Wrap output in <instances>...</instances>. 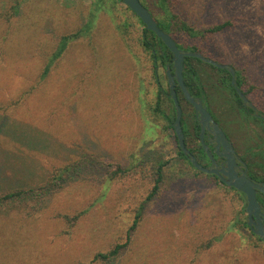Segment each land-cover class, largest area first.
Returning <instances> with one entry per match:
<instances>
[{
  "label": "rangeland",
  "instance_id": "374dc122",
  "mask_svg": "<svg viewBox=\"0 0 264 264\" xmlns=\"http://www.w3.org/2000/svg\"><path fill=\"white\" fill-rule=\"evenodd\" d=\"M95 1L0 0V198L28 193L20 205L0 200V264H264V245L239 222L242 196L180 157L155 112L168 79L124 4L100 11L90 35L53 58L61 38L93 17ZM173 11L192 30L179 43L233 67L264 113V0H177ZM127 18L136 27L126 32ZM225 22L234 27L205 34ZM203 63L192 66L209 113L259 166L264 128ZM159 162L163 180L149 200ZM139 214L121 254L92 262L127 243Z\"/></svg>",
  "mask_w": 264,
  "mask_h": 264
},
{
  "label": "trees",
  "instance_id": "16d2710c",
  "mask_svg": "<svg viewBox=\"0 0 264 264\" xmlns=\"http://www.w3.org/2000/svg\"><path fill=\"white\" fill-rule=\"evenodd\" d=\"M140 1L143 4V6L149 10V12L153 16L154 20L157 22L159 28L162 29L167 34H169L175 40L176 44L178 45V47L181 50H184L185 52L200 53L204 57L206 56V53L204 51H202L201 49H199V46L196 44H194V46L183 47L179 43L177 34L180 32L190 34L192 32V30L185 21L179 20L177 17L178 15L174 13L173 10H174V6H176L177 0H156V3H154V4H155V7H157V6L159 7V13H160L161 19H157L154 16L153 8H152V6H154V5H152L150 3V0H140ZM120 3L123 4V0H96L94 3V5H95L94 6V13H93L94 20L93 21L91 20L93 18L92 17L77 32L63 36L61 38L59 48H58V50L55 53L53 58L55 60L58 59L62 55V53L66 50L68 45L71 44L72 42H75V41L80 40L82 38L88 37L90 35V33L92 32V30L96 27V25L100 24L101 19H98V17H99L98 13L100 11H103V9H104V11L107 12L106 9H111L110 7L117 10V4H120ZM111 10H109V12ZM126 10H128V12L138 21V23L141 26H143V34L140 37V46L144 49L143 51L150 53L151 60L153 61V65L155 68L156 67L157 68H163L165 70V73H166L167 67L172 66V53L167 49V47L164 45V43L159 38H157V36L153 32L146 30L145 25L142 23V21L129 8L126 7ZM126 20H127L126 23H124L125 24L124 25L125 31L127 32L129 29H132V28L135 29L136 26L130 20V18H127ZM233 25L234 24L232 22H225L219 26H216L212 29H209L208 31H206L205 34L220 33L222 30H224L226 28L234 27ZM193 62L203 63L201 60H198L195 58H186L184 72H183V79H184L185 86L187 87L189 93L192 96L201 97L202 92H201L200 85L198 84V81H197V73L192 66ZM206 65L212 69H216L219 73L226 76V80H224V85L230 90V93L232 95V99L235 103V107L244 110L243 102L240 99V97L236 94V92H235V90H234V88L230 82V80H231L230 73L225 71V70L217 69V68L210 66L208 64H206ZM48 70L49 69H46L44 75H46L48 73ZM166 77H167V74H166ZM236 79H237L238 86L241 88V86L244 84V82H243L244 78H242V76L238 72H236ZM176 89H177L178 99H179V102H180V105H181V108L183 111L182 127H183L184 134L186 137L185 138L186 147L191 152V154L196 157V159L200 160V155L204 154V153H203L201 145L197 144L196 138L193 136L194 135L193 129L196 128V121L192 124V128L190 130V132H191L190 135L187 134L188 130L185 128L184 125H186L188 120L186 117V109L183 107L182 101H184L186 105H187V103L185 101V96L182 93L181 89L178 86ZM167 98H168L169 102L172 104V107H173L172 111H170L169 108L166 107L167 104H165V100ZM155 112L158 113L159 115H161L163 117V119L165 120L166 130H173L174 131L173 124H174V121L176 118V111H175L174 102L170 97V90L165 92L161 87H159ZM248 116L251 117L250 115H248ZM251 118L254 119L255 121H257L264 128V121H262L261 119L254 118V117H251ZM19 134L20 133L17 129H13L11 131V135L16 139H17ZM23 134H24V132L22 134H20L21 140L26 141L27 137L23 136ZM174 135H175V138L177 140V145H178V139H177V136L175 134V131H174ZM190 142L193 144H190ZM178 152H179L180 157H182L186 162H188V164L190 166H192L191 163L188 161L187 157L184 155V153L180 149L179 145H178ZM165 166H166V162H159L157 165V168H156L157 178L155 180L151 194L148 197L149 200L152 199L159 191L160 183L163 180V169ZM69 169L70 168H64L63 170H60L57 177H56V180L57 181L64 180L63 177L68 174ZM48 181L52 182L53 178L52 177L49 178ZM231 190L235 191L233 189H231ZM31 193H32V191H31ZM27 194H28L27 192H23L20 189V190H16V191L8 194L7 196H4L2 199L0 198V200H2V201H9L10 200L11 202L13 201L16 205H20L21 198H24L25 195H27ZM242 199L244 200L245 206L240 211V215H242V212H245V207H246L245 198L243 196H242ZM138 217L139 218H137V220H135L134 225L130 229L128 241L126 244L116 245L107 254H103V253L98 254L92 262H96L98 260L99 261L100 260L109 261L112 259H116L121 254V252L127 247V244L130 242L131 233L136 229V226L138 225L141 214H139ZM239 222H240L241 227L244 230H246V227L243 224L242 219ZM257 241L260 242L261 239L257 238ZM261 244H263V243L261 242Z\"/></svg>",
  "mask_w": 264,
  "mask_h": 264
},
{
  "label": "water",
  "instance_id": "95a60500",
  "mask_svg": "<svg viewBox=\"0 0 264 264\" xmlns=\"http://www.w3.org/2000/svg\"><path fill=\"white\" fill-rule=\"evenodd\" d=\"M123 4L127 8H129L142 21V23L145 25L146 30L153 32L157 36V38H159L167 47V49L172 53V66L167 67L166 74L168 78L170 97L174 102L175 111H176V118L173 124V128L177 136L178 145L180 149L187 157L188 161L192 164V166L197 170H199L200 172L207 174L217 173L216 170L206 169L205 167L200 165L196 157L193 156L186 147L185 135L182 127L183 111L178 99V94L176 89L177 86L181 89L186 100L194 107L196 113L201 118V124L203 125V127L200 137L203 148L211 160H213V155L209 150L208 146L205 145L204 131H205V126H207L208 123L212 124L213 134L217 135V144H218L217 153L219 154V156L225 158L228 164V167L226 169L221 170V173L226 178L223 179V182L228 187L234 188L246 196L247 199L246 210L250 218L251 215L254 213L255 215H258L260 212V205L257 200V193L260 192L264 194V185L256 184L251 179L247 178V167H245L246 171H244L242 176H238L235 173V166H236L235 150L232 144L229 142L225 133L219 128V125L213 121L211 114L204 107L203 100L195 99L189 93L183 79V72H184L186 58H195L213 67H216L217 69L227 70V72H229L231 75V84L235 88L236 92L238 93L240 99L243 101L244 105L249 106L253 110H256L255 106L247 99V97L238 88L236 81V73L234 68L229 65L219 64L211 59L204 57L200 53L185 52L181 50L176 44L175 40L169 34H167L162 29L159 28L157 22L154 20L149 10L143 6L140 0H123ZM255 116H257L256 113ZM259 117L261 118L262 121H264V116H259ZM221 146L223 148L222 152L220 151ZM258 229L259 231H257L256 234L260 235L261 238L264 240V233L261 231L262 229L261 223L258 225Z\"/></svg>",
  "mask_w": 264,
  "mask_h": 264
},
{
  "label": "flooded vegetation",
  "instance_id": "af4514ba",
  "mask_svg": "<svg viewBox=\"0 0 264 264\" xmlns=\"http://www.w3.org/2000/svg\"><path fill=\"white\" fill-rule=\"evenodd\" d=\"M208 59H210V58H208ZM212 70H213V73L214 74L217 73V70L216 69H212ZM225 71H227V70H225ZM235 73H236V70H235ZM214 78H216L217 83H220V84H223L224 85V80H226V76L225 75H222V77L220 79H218V80H217V77H214ZM236 81H237V79H236ZM230 82H231V80H230ZM237 86H238V83H237ZM238 88L240 89V91L247 97V99L256 108V110H253L249 106H245L244 103H243L245 112L248 115H250L251 117H254V118H257V119H261L259 116H264V113L259 109L258 104L256 102H253L251 100V98L249 96V94H251V91H249L248 88L246 89L244 87V84L241 86V88L239 86H238ZM234 90H235V88H234ZM262 90H263V88H262ZM235 92H236V90H235ZM236 94L238 95L237 92H236ZM193 97L195 99H201V100H203L204 107L208 110L207 106L204 103V99L202 97H198V96H193ZM185 101H186L187 106H188V109H187V113H188L187 119H188V122L187 123L190 125V130H191L192 124L196 121V128L193 129V134H194L193 136L196 138L197 144H200L201 145L202 150H203V153H204V154H201L200 155V160L197 159V161H198V163L200 165H202L206 169H213V170H216L217 171V173H212V174L204 173V174L209 175L213 179H215L217 181V184H220V185H223L225 187H228L223 182V179H226V178L221 173V170L226 169L228 167V164H227V161L225 160V158L219 156V154L217 153V147H218V144H217V135L213 134L212 124L211 123H208L207 126H205L204 142H205V145H207L208 148H209V150L211 151V153L213 155V160H211L209 158L208 154L205 152V150L203 148V145H202V141H201L200 135H201V132H202L203 125L201 124V118L196 113L194 107L186 100V98H185ZM255 113L257 114V116H255ZM211 116H212L213 121L217 124V121H216L215 117L213 115H211ZM190 130L187 131V134H189V135L191 133ZM226 137L228 138L227 135H226ZM228 140L232 144V146H233V148L235 150V162H236L235 173L238 176H242L243 173H244V171H246V168L245 167H247V178L251 179L256 184L264 185V163L260 164L261 165V166L259 165L260 167L259 166H254V163H253V160L254 159H253V157H251V156H244V155L239 154V152H238V150L236 148V145L233 144L230 141L229 138H228ZM263 146H264V144H263ZM220 151L221 152L223 151L222 146L220 148ZM255 170L257 172H255ZM228 188L237 191L234 188H231V187H228ZM237 192L240 195H242L245 198V200H246L245 217L242 218V222H243V224L246 227V231L252 237L256 238V240H257V238L261 239L260 243L262 242L264 244V240L261 238V236L258 235V234H256L257 231H259L258 225L260 223L262 225L261 231L264 233V194H262L260 192L257 193V200H258V203L260 205V212H259L258 215H255V213L252 214L251 215V218H250L249 217V214L247 213V210H246L247 209V199H246V196L243 193L239 192V191H237Z\"/></svg>",
  "mask_w": 264,
  "mask_h": 264
}]
</instances>
